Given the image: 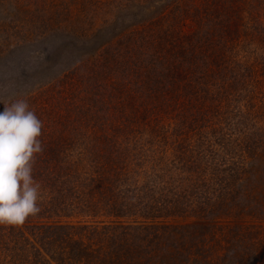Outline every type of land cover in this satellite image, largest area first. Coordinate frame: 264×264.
<instances>
[{"label":"rangeland","instance_id":"1","mask_svg":"<svg viewBox=\"0 0 264 264\" xmlns=\"http://www.w3.org/2000/svg\"><path fill=\"white\" fill-rule=\"evenodd\" d=\"M16 100L41 210L0 264H264V0H0Z\"/></svg>","mask_w":264,"mask_h":264},{"label":"clouds","instance_id":"2","mask_svg":"<svg viewBox=\"0 0 264 264\" xmlns=\"http://www.w3.org/2000/svg\"><path fill=\"white\" fill-rule=\"evenodd\" d=\"M42 127L26 100L0 112V224L21 225L41 210L40 184L32 171L35 155L43 151Z\"/></svg>","mask_w":264,"mask_h":264}]
</instances>
